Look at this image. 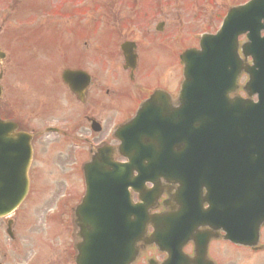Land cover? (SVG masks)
Returning <instances> with one entry per match:
<instances>
[{
	"label": "water",
	"instance_id": "obj_1",
	"mask_svg": "<svg viewBox=\"0 0 264 264\" xmlns=\"http://www.w3.org/2000/svg\"><path fill=\"white\" fill-rule=\"evenodd\" d=\"M223 21L217 34L201 38L200 50H190L183 54V58L187 59V79L182 85L180 96L196 98L201 95L203 114H199L198 107L192 113V127L187 130L189 143L185 140V126L181 128L184 132L179 133L177 138L185 140L186 145L180 152L179 159L181 163L188 160L190 150L195 153L194 159L206 160L211 149H214L206 148V143L219 141L223 142L219 149H224L220 155L229 159V162H238L236 157L239 150L253 156L258 174L251 176L252 180L238 178L233 173L230 177L227 176L223 191L230 199L229 208L212 206L213 223L222 227L231 241L245 243L248 242V230L255 233L259 223L264 220V207L261 210L255 209L249 224L246 220L242 222L240 210H231L234 199L243 194L239 179H247L246 183L250 187H264V35H260L261 30H264V0H251L245 6L234 7ZM240 34H246L249 41L242 46V52L245 56L251 55L253 62L252 66L245 68V72L249 73L246 89L250 88L251 92L258 94V102L247 104L239 101L226 107L216 101L220 100L219 96L235 88L236 79L243 68L237 52V37ZM155 97L156 95L153 96ZM211 102L215 104L211 105ZM151 123L145 114L141 117L138 115L132 123L117 131L121 143L120 152L129 158V164L112 162L102 150L91 163L85 165L87 192L83 203L77 208L79 228L84 241L78 248V264L131 262L135 252L132 242L142 237L150 218L146 217L143 204L129 206L128 188L139 191L141 200L146 201L143 184L149 179L147 173L156 176L170 175L179 178L185 186L190 184L184 177L195 173V169L187 171L189 165L181 166L180 171L173 167L172 154H175L170 150H167L170 153L165 152V148H157L158 145L161 148L160 139L165 135L170 138L171 134L160 132L157 123ZM11 130L6 124L0 123V216L19 204L27 183L25 175L20 180L17 175L28 162L29 155L18 166L22 150L12 148L16 136H12ZM155 133L158 134L157 137ZM144 138H147V142H142ZM26 149L29 153L30 147L27 146ZM145 160L147 165L144 167L142 162ZM131 164L137 171L135 177L131 175ZM228 164L230 165H225ZM109 167L113 171H108ZM233 169L226 170V173L238 172ZM206 173L200 168L197 174ZM129 212L136 218L134 221L129 220ZM206 216L210 218L209 212ZM192 219L193 215L191 219L186 218L184 221L181 213L165 220L161 217L156 219L159 227L156 238L161 241V248L170 254L163 264H189V260L181 254V245L190 232V226L185 225L191 224ZM202 243L199 242L198 247Z\"/></svg>",
	"mask_w": 264,
	"mask_h": 264
},
{
	"label": "rangeland",
	"instance_id": "obj_2",
	"mask_svg": "<svg viewBox=\"0 0 264 264\" xmlns=\"http://www.w3.org/2000/svg\"><path fill=\"white\" fill-rule=\"evenodd\" d=\"M47 1L0 0V50L6 53L0 61V70L3 69L6 74L0 81V85L4 87L0 96L1 102L10 98L18 102L25 101L26 95L23 94V91H28V83L33 84L32 81L36 76L33 69L34 65L43 67L47 65L46 69L52 70V61L55 59L64 60L57 66V70L49 79L54 85L60 83V79L58 80L60 70L71 65L68 63L71 60L68 61L66 55L73 54V49H69V46L76 34L79 17L81 24L89 30L86 32V37H76V47L81 52H88L87 57L93 50H99L95 33L97 28L102 27L100 24L106 18L103 13L106 9L103 5L104 0H75V8L78 6L83 11L79 17H77L78 15L50 16V14L45 13L43 7ZM59 1L49 3L53 5ZM61 1H63L62 6L68 4V1ZM99 1L101 6L98 5ZM108 1H112L111 7L107 10L114 11L112 15L115 17L113 22L115 27L122 23L120 22L122 19L129 21L128 25L121 29V33H118V43L121 38L143 41L145 38H149L145 37L144 33L148 34L147 32L152 31L157 22L164 21L167 26L162 32L169 37L171 77H173V81L177 82L179 54L184 49L195 45L203 31L212 32L218 29L222 22L221 18L228 9L244 3L246 0H148L147 5L140 4L141 7L137 9V6L134 10H131L125 3L127 0ZM149 19L152 20L150 26L145 23ZM191 25L195 27L190 28ZM91 27L94 32L90 29ZM33 31L34 34H32ZM30 34L33 36L25 37ZM157 36L153 38L155 41L158 39L160 43L161 36ZM104 37L112 38L111 35ZM111 41L113 43V39ZM162 41L165 40L162 38ZM239 41L240 44L246 42L242 36L239 37ZM103 43L107 47L111 44L108 40H104ZM155 44L156 42L153 46ZM151 48L153 47L151 46ZM150 56L154 60L155 56L152 53ZM168 57V53H165V59ZM102 62L107 68L109 67V60ZM122 62V59L118 60L117 65ZM84 65L80 66L86 69L90 68ZM44 78L40 79L39 82L43 83ZM246 80L247 77L240 84L244 85ZM50 88L54 89L53 86ZM60 88L61 94L59 95L61 97L67 96L65 88ZM31 89L36 91L35 94H31V98H36L32 101L35 102L38 98L43 97L42 100L47 107L45 111L50 112L54 108V102L51 103L50 110L47 102L48 96H51L53 100L54 94L57 93L48 89V83L43 84L41 88L38 86ZM29 96L30 94L27 95L26 99ZM104 97L108 98V96ZM43 101H41L42 104ZM77 104L83 107L82 103L77 102ZM61 105L62 108L57 107L58 110H52L55 114L52 117L47 114L48 121L44 125L59 126L61 130L66 132L67 136L43 132L40 134L42 138L37 139V152L31 167L30 192L16 214L11 216L13 237H9L6 232L7 225L0 221V264H74L75 250L73 244L76 237L75 235L73 237L72 231H70L69 219L72 212L70 209L79 203L84 192L81 166L82 162L88 160L85 155H87L89 146L82 139V136L90 135L92 132H88L87 122L80 114L78 117L79 125L74 126L70 118L72 115L71 103L62 102ZM69 113L71 114L69 115ZM30 117L33 119L32 126L36 129L41 128L38 125L41 123V117L39 118V115H31ZM108 127L105 125L101 133H96L94 140L101 138ZM45 162L48 163L47 167L44 166ZM40 170L43 171L44 177L42 175L39 177L41 179H37L35 174L39 173ZM217 246L218 252L216 254L215 247L214 252L212 251V257H216V259L220 257L224 261L222 264H264V255L260 252L258 254L256 252L254 254L257 255H254L247 250L243 251L226 244H218ZM217 260L219 263L220 259ZM217 260L216 264H218ZM137 264L148 263H141L139 260Z\"/></svg>",
	"mask_w": 264,
	"mask_h": 264
},
{
	"label": "flooded vegetation",
	"instance_id": "obj_3",
	"mask_svg": "<svg viewBox=\"0 0 264 264\" xmlns=\"http://www.w3.org/2000/svg\"><path fill=\"white\" fill-rule=\"evenodd\" d=\"M65 2L68 1L67 5H61L63 1H59L57 4L50 5L49 2L53 3L56 2V0H48L46 2V5L43 6L45 8V13L50 14V16H56V17H63L64 15H78L79 17L83 13L82 9L77 6L75 8L74 1L75 0H64ZM78 1V0H76ZM148 0H127L125 3L130 7L131 10H134L135 7L139 9L141 5H147ZM110 3L112 1L104 0L103 5L106 9H104L103 13L106 15V18L104 19V22L100 25L102 27L97 28L96 30V37H97V43L99 50H93V52L87 57L86 52H81L76 47V41L77 36L86 37V32L89 29H86L85 25L81 24L80 17L78 18V25L76 26V34L73 37V41L69 46V49H73L72 55H66L68 57V61L71 60V62H68L71 64L70 66H66V68L61 69L59 72L58 80L60 79V83L54 85L53 82L49 79L53 76V73L55 70H57V66L62 63L64 60H54L51 62L52 64V70H47L46 66L41 65H34L33 69L36 74L34 81H32L33 84H29L28 82V91L24 90L23 94H25V101L18 102L13 98H10L9 100H4L1 102L0 100V118L9 120L16 124L17 131H21L24 133H29L31 137V147H32V161L29 166L28 171V178L30 180V175L32 174L31 167L33 165L34 156L37 152L36 147V141L37 139L42 138L40 134L43 132H49L53 134H61L62 136H67L66 132L64 130H61L58 127L54 125H47L44 124L47 123L46 118L47 114H50L49 117H52L53 111L58 110L59 107L62 108V102H69L72 104L71 107V121L73 122L74 126L79 125V114L83 116V119L87 122L86 126H88V132H92L90 135L82 136V139L87 143L89 146V149L87 151V157L92 156V153L95 149L98 147H101L102 145L106 146H114L118 144L115 139V133L113 132V127H118L124 123H127L129 120L132 119V117L137 113L138 109L142 107L143 102L153 95L154 92L161 91L166 93V97L164 98V101L158 104V115H161L163 119L165 118H174L175 113L177 112V108L180 109L179 104V98L177 96V93L179 91V86L181 84V81L183 79V70L184 65H182V62L180 61V53L177 66L178 71L176 73L177 75V82L175 80L173 81L172 75V68L170 66V51H169V45L168 40L169 37L167 34H164L162 32L163 29L167 26L164 21L157 22L156 25L153 26V30L147 32L148 34L144 33L143 35L148 40H134L131 38H124L120 39L121 41L118 43L119 40V34L121 33V29L124 28L125 25H128L129 21L127 20H120V24H118V27L114 26V11H109L107 8L111 7ZM141 4V5H140ZM155 4H157L155 2ZM192 4V3H191ZM69 5L73 6L70 7ZM77 5V4H76ZM98 5H100V1L98 2ZM189 5V4H188ZM51 6V7H50ZM158 6V4H157ZM187 6V5H186ZM191 7V6H190ZM72 9V10H71ZM192 10V9H191ZM194 15V12H192ZM80 14V15H79ZM110 20V21H108ZM152 20L149 19V21H145L147 23L146 25H151ZM154 24V23H153ZM189 27V26H187ZM195 27L194 25H191L190 28ZM92 29V27L90 28ZM177 30V29H176ZM94 32V29H92ZM32 32V31H29ZM91 32V31H90ZM119 33V34H118ZM195 33V32H193ZM34 34V31L33 33ZM26 35V38H29L28 36L32 37L33 35ZM111 37H104V36ZM156 35L161 36V42L159 43V40L153 37H156ZM157 36V37H158ZM75 38V39H74ZM162 38L165 40L162 41ZM113 39V43L112 40ZM154 39V40H153ZM108 40L111 42L110 46H105L103 41ZM154 42L156 44L153 46ZM125 43H129L128 47L123 49L122 45ZM118 45V47H117ZM151 46L154 48H151ZM191 47V46H190ZM197 47V43L192 46ZM119 49V50H118ZM185 50V49H184ZM151 53L155 56L154 60L151 58ZM165 53H168L169 57L168 59H165ZM71 56H74L73 58ZM163 59H161V57ZM87 57V58H86ZM122 59L123 62L117 65L118 60ZM109 60V67L107 68L105 63L102 61ZM165 60V61H164ZM116 62V63H115ZM85 64V65H84ZM90 64V65H89ZM80 65L88 66L90 68H84L79 67ZM69 71L71 73L70 80L72 81V87L70 88V85L66 84L62 81V75L64 72ZM22 71V69H20ZM3 75H6L4 70H0V81L3 78ZM43 79V83L39 82L40 79ZM243 78V76H242ZM179 79V80H178ZM26 81V80H25ZM36 83L34 84V82ZM48 83V89L51 91H55L57 93L54 94V99L52 100L51 96H48V105L50 106L51 110V103H53L54 108L48 112L45 111L46 104L42 100L43 97L38 98L35 102L32 100H35L36 98H31L33 94L36 93V91L32 90L31 88L38 87L41 88V86L45 83ZM110 84H112L110 86ZM50 86H53L54 89H51ZM65 88V92L67 93V96L61 97V88ZM112 87V88H110ZM2 87L0 85V96L2 93ZM59 88V89H58ZM30 94L29 98L26 99L27 95L26 93ZM32 94V95H31ZM104 96H108V98H105ZM230 98H238L246 97L244 91L242 88H238V90L228 93ZM31 101V102H30ZM43 101V104L42 102ZM52 101V102H51ZM74 101V103H73ZM80 102L83 104V107L78 106L77 102ZM61 105V106H60ZM58 107V108H57ZM185 107V106H184ZM187 107V106H186ZM75 112V113H74ZM55 113V112H54ZM188 113L185 111V114ZM190 113V111H189ZM71 113H69L70 115ZM31 115H39L40 122L38 125L41 128H37L32 126L33 119L30 117ZM80 116V117H81ZM39 122V121H38ZM108 124V125H107ZM174 122L171 124L173 125ZM36 125V126H38ZM109 126L107 130L105 131V134L101 136V138H95L94 135L96 133H101L103 130V127ZM45 133V134H46ZM76 145L75 143H73ZM177 146V145H176ZM175 152L178 150V146L173 149ZM114 158L118 157L119 154H117V150L113 149ZM116 159V158H115ZM180 164V162H177ZM195 163V162H194ZM45 167L48 166V163L45 162ZM82 172V169H81ZM37 175V179L40 176L44 177L43 171L40 170L39 173L35 174ZM31 182V180H30ZM84 183V179H83ZM160 191L161 196H159L158 200L155 201V203L152 205L153 207L150 209V212L152 213H159V212H165V214L173 213L179 211L181 208H184V199L180 191V184L173 183L165 180H160ZM147 187H150V184H146ZM210 188V186H209ZM206 190L203 188L200 191V196L198 198V201L200 202L202 208H206L209 204L210 207H212L211 203V196L209 197V203H205V197H206ZM133 202H136L137 198L133 195L132 198ZM76 205H74L70 210V231H72V236L76 237L77 241V232L75 228V216L73 208ZM3 223H5L8 227L6 229L7 234H10L11 236L13 234L12 232V222L13 220H1ZM213 224V221H212ZM150 228V227H149ZM151 229H149L150 231ZM198 232H208L210 235L213 236L214 234V228L209 226H202L198 229ZM264 240V236L261 235L260 241L257 243L256 246H234V248L241 249L243 251L247 250L251 253H262L264 255V245L262 243ZM74 241L73 248L75 250L77 242ZM219 242V243H218ZM221 237L215 239L212 238L209 240L208 243V254H211L212 251H214V248L216 247V254L218 252V244H221ZM227 243V242H226ZM223 245V244H222ZM184 250L192 256L194 254V247L193 242H190L186 246L183 247ZM75 253V252H74ZM213 253V252H212ZM76 254V253H75ZM74 254V255H75ZM150 254L153 256L154 264L155 262L160 263L162 261L161 254H157L156 252H150ZM207 254V256H208ZM74 259V257H73ZM217 259H220V257ZM151 262V261H150ZM157 264V263H156Z\"/></svg>",
	"mask_w": 264,
	"mask_h": 264
}]
</instances>
